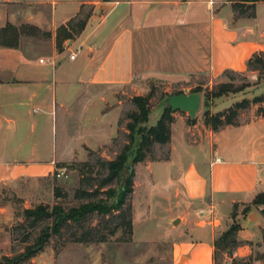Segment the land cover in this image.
Returning a JSON list of instances; mask_svg holds the SVG:
<instances>
[{"label":"crops","instance_id":"obj_1","mask_svg":"<svg viewBox=\"0 0 264 264\" xmlns=\"http://www.w3.org/2000/svg\"><path fill=\"white\" fill-rule=\"evenodd\" d=\"M104 3L109 6L102 14L98 0H0V29L30 24L52 33L46 45L32 37H22L18 48L0 45V190L47 177L56 163L84 161L89 151L111 145L121 118L116 91L136 78L217 80L226 71L257 77L247 62L264 52V1L250 18H236L230 0ZM84 6L92 9L86 28L59 51L57 28ZM181 119L176 125L184 124ZM178 145L174 169L182 201L202 207L197 218L211 206L227 216L234 205L264 194V118L219 132L209 127L206 140ZM175 221L170 215L165 227ZM184 225L183 219L179 227ZM240 225V241L262 238L263 210L251 211ZM179 237L172 245L173 264H216L213 234L192 229ZM252 255L245 246L233 252V258ZM259 255L263 259L253 264H264V251Z\"/></svg>","mask_w":264,"mask_h":264},{"label":"rangeland","instance_id":"obj_2","mask_svg":"<svg viewBox=\"0 0 264 264\" xmlns=\"http://www.w3.org/2000/svg\"><path fill=\"white\" fill-rule=\"evenodd\" d=\"M105 1L98 0L102 14L106 13V6H109L104 3ZM91 11L90 6L84 9L85 14ZM35 39L44 43L47 41L45 45L49 40L43 37ZM222 83H229L235 87L250 84L251 87L243 93L232 95L228 103L224 105H221L220 101L216 102L209 114H215L223 106L233 104L237 100L241 101L245 97L253 99L261 94L264 95V72L259 76V80L250 78L248 74L227 75L217 80H210L204 75H192L185 77L184 80L174 82L153 76L146 80L136 78L132 85L117 90L114 101L121 110L120 120L123 121L125 127L128 116L138 109L134 98L151 94V113L148 121L150 127L154 126L161 117L164 110L163 101L167 97L178 93L191 95L200 90L199 94L202 96L204 104L205 95ZM260 106L263 105H255L243 111L239 119L240 122L250 121L255 117ZM174 118L171 142L164 146L153 145L144 162L133 164L135 177L131 201L136 214L133 217L132 236L129 237L124 231L119 230L115 236H108L106 243H72L70 234L78 232L80 235L83 231L80 227L73 225L71 229H65L62 235L52 238L43 252L23 264H173L172 245L175 240L180 238V234L190 232L192 229L198 232H210L217 241L233 224L240 227L242 218L251 211L256 213L257 210L262 213L263 204H254V202L236 204L227 216L219 212L214 226L199 227L197 211L202 207L190 208L182 201L183 193L178 185V175L174 169V162H176L174 150L176 155L180 154L178 152L179 141L195 145L201 141L202 137L204 140L207 139L209 126L206 124L204 105L194 119L184 112H176ZM181 118H183L184 124L176 125V122ZM58 124L60 131L62 125L60 120ZM174 125L175 130L173 131ZM123 126L120 127L121 131H118L116 143L112 142L107 147L86 153L84 161L75 162L78 164L76 169L66 168L63 178L56 176V163L53 172L47 177L19 181L16 183V187L7 185L0 190V264H10L13 258L24 252L27 245L22 240L25 235H31V241H33L38 234V229L31 230L23 226V211L25 209L34 208L40 204L48 205L50 208L60 204L68 209L91 200L77 199L76 192L78 190L95 191L100 186L102 180L107 176L102 162L114 159L124 147L126 135L122 129ZM60 135L59 132V137ZM137 147L138 140L134 150ZM196 155L198 160L204 158L203 154L196 153ZM131 159L129 164H131ZM115 186L116 183L111 185V187ZM57 188L62 190L61 198L56 197L55 190ZM104 190L106 189L101 192ZM101 196H103L102 193L99 197ZM169 207H171V211ZM170 215L175 217L176 223L165 227ZM183 219L185 225L179 227ZM115 224H117L116 221L103 220L95 215L89 218L83 227L84 229L96 228V230L109 235ZM237 240L240 245L232 251L215 249L216 264H226V260L230 257L231 260L227 261L228 264H243L244 260L256 258L259 256V252L264 251V230L262 238L253 241H240L239 232H237ZM244 246L248 252H253V255L244 259L233 258V252Z\"/></svg>","mask_w":264,"mask_h":264},{"label":"trees","instance_id":"obj_3","mask_svg":"<svg viewBox=\"0 0 264 264\" xmlns=\"http://www.w3.org/2000/svg\"><path fill=\"white\" fill-rule=\"evenodd\" d=\"M263 1L230 0L236 18L254 17L256 4ZM84 9L85 6L82 7L81 11L74 18L57 28L56 48L59 51H63L65 43L75 40L86 28L92 11L85 14ZM22 37H43L50 39L52 33L42 31L37 26L30 24L15 26L7 23L0 29V45L4 48H18ZM247 70L257 73L259 80V76L264 72V52L256 53L250 58L247 62ZM233 74L240 75L243 73L226 71L224 76ZM250 87V84L235 87L229 83H222L205 95L203 105L206 113V124L212 131L219 132L228 126H239L241 113L255 105H263L257 109L255 118H264V95L256 96L253 99L245 97L241 101L237 100L225 109L218 110L215 114H209L216 102L220 101L222 102L221 105H223L231 99L232 95L243 93ZM195 93L199 94L200 90L195 91ZM150 99L151 94L135 97L134 103L137 105V111L128 116V122L125 124V127L123 126V121L120 120L119 130L121 131L120 127L123 126L122 129H124L126 135L125 144L121 152L114 159L102 162L107 176L102 180L100 186L95 191L78 190L76 192L77 199H91L90 201L68 209L60 204H56L52 208L48 205L40 204L23 211V226L31 230L38 229V234L33 241H31V235H25L22 240L27 245L24 252L13 258L10 264H23L30 261L44 251L52 238L62 235L65 229L69 230L73 225H76L78 228L80 227L83 231L80 235L78 232L70 234V242L72 243H106L108 242V236H115L119 230L124 231L129 237L132 236L134 210L131 199L134 193L133 179L135 177L133 164L144 162L153 145H168L172 139V125L175 122L174 114L176 112L164 108L157 123L149 127L148 121L151 113ZM117 140V138L114 139L113 143H116ZM137 140L138 147L134 150ZM89 153L92 152L89 151ZM130 158H132L131 164H129ZM56 167L57 169H76L78 164L75 162L63 163L57 164ZM114 183H116V186L111 187ZM103 189L106 190L101 192ZM101 193L103 196L99 197ZM55 194L57 198L63 196L62 190L58 188L55 190ZM254 204L264 205V194L257 196ZM95 215L101 217L103 220L116 221L117 224L109 232V235L92 227L84 229V223ZM239 231V225L233 224L215 242V249L232 251L239 247L240 242L237 240V232ZM260 259H263L260 255L256 258H248L244 260L243 264H253L254 260Z\"/></svg>","mask_w":264,"mask_h":264},{"label":"water","instance_id":"obj_4","mask_svg":"<svg viewBox=\"0 0 264 264\" xmlns=\"http://www.w3.org/2000/svg\"><path fill=\"white\" fill-rule=\"evenodd\" d=\"M163 103L165 109L188 113L191 118H195L203 105V98L198 93L191 95L177 94L167 97Z\"/></svg>","mask_w":264,"mask_h":264},{"label":"built area","instance_id":"obj_5","mask_svg":"<svg viewBox=\"0 0 264 264\" xmlns=\"http://www.w3.org/2000/svg\"><path fill=\"white\" fill-rule=\"evenodd\" d=\"M65 48H66V46H65ZM76 57H77V54L75 52H70V54H69L70 60H75ZM41 62L43 63L44 61L41 60ZM254 79L257 80L258 78L255 77ZM65 172H66V168L56 169L57 178H63L65 176ZM198 218H199L198 222H199L200 227H212L217 222V220H216L217 211L213 206L209 207L206 210H200L198 212Z\"/></svg>","mask_w":264,"mask_h":264}]
</instances>
